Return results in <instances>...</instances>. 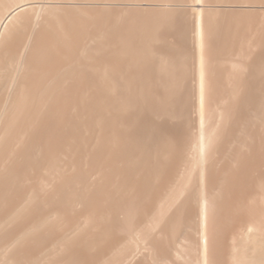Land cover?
<instances>
[{"label": "bare ground", "instance_id": "obj_1", "mask_svg": "<svg viewBox=\"0 0 264 264\" xmlns=\"http://www.w3.org/2000/svg\"><path fill=\"white\" fill-rule=\"evenodd\" d=\"M0 264H264V0H0Z\"/></svg>", "mask_w": 264, "mask_h": 264}]
</instances>
